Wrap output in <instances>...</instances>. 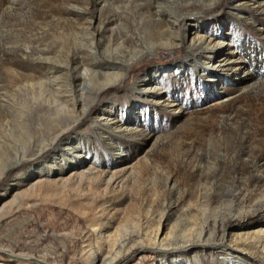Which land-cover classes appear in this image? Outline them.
<instances>
[{
  "label": "rangeland",
  "instance_id": "rangeland-1",
  "mask_svg": "<svg viewBox=\"0 0 264 264\" xmlns=\"http://www.w3.org/2000/svg\"><path fill=\"white\" fill-rule=\"evenodd\" d=\"M103 261L264 264V0H0V264Z\"/></svg>",
  "mask_w": 264,
  "mask_h": 264
},
{
  "label": "bare ground",
  "instance_id": "bare-ground-1",
  "mask_svg": "<svg viewBox=\"0 0 264 264\" xmlns=\"http://www.w3.org/2000/svg\"><path fill=\"white\" fill-rule=\"evenodd\" d=\"M44 152V149L43 148H41V149H39L36 153H35V156H38V155H41L42 153ZM22 161L23 160H20L19 159V161L17 162V165L18 164H20V163H22ZM154 246H155V243H154ZM156 247H160L159 245L158 246H156ZM153 249L155 248V247H152ZM131 251L132 250H129L127 253H126V255L127 254H130L131 253ZM4 252V251H3ZM5 253V252H4ZM9 256H11L13 259H15V260H23L24 258H27V257H25L24 255H22V256H14V255H11V254H9ZM130 256V255H129ZM98 257H96V259H97ZM125 258V257H124ZM99 259V258H98ZM127 260V259H126ZM105 261V260H104ZM103 261V264H106L105 262ZM126 262V261H125Z\"/></svg>",
  "mask_w": 264,
  "mask_h": 264
}]
</instances>
